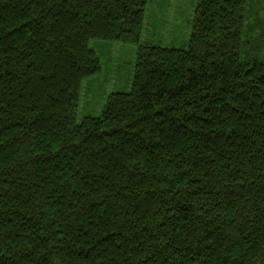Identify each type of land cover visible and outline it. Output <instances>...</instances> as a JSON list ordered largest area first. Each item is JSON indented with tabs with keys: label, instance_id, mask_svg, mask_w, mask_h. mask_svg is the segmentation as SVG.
Wrapping results in <instances>:
<instances>
[{
	"label": "trees",
	"instance_id": "obj_1",
	"mask_svg": "<svg viewBox=\"0 0 264 264\" xmlns=\"http://www.w3.org/2000/svg\"><path fill=\"white\" fill-rule=\"evenodd\" d=\"M195 2L178 48L148 0H0V264H264V0ZM93 40L135 63L78 120Z\"/></svg>",
	"mask_w": 264,
	"mask_h": 264
},
{
	"label": "rangeland",
	"instance_id": "obj_2",
	"mask_svg": "<svg viewBox=\"0 0 264 264\" xmlns=\"http://www.w3.org/2000/svg\"><path fill=\"white\" fill-rule=\"evenodd\" d=\"M195 3V0H148L141 43L186 47ZM90 45L99 50L102 71L83 84L78 120L87 115L98 116L110 93L128 89L136 57V47L129 44L93 40Z\"/></svg>",
	"mask_w": 264,
	"mask_h": 264
}]
</instances>
